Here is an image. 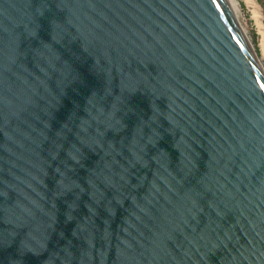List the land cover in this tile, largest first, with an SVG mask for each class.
<instances>
[{
    "label": "water",
    "instance_id": "1",
    "mask_svg": "<svg viewBox=\"0 0 264 264\" xmlns=\"http://www.w3.org/2000/svg\"><path fill=\"white\" fill-rule=\"evenodd\" d=\"M0 264H264V67L226 0H0Z\"/></svg>",
    "mask_w": 264,
    "mask_h": 264
},
{
    "label": "rangeland",
    "instance_id": "2",
    "mask_svg": "<svg viewBox=\"0 0 264 264\" xmlns=\"http://www.w3.org/2000/svg\"><path fill=\"white\" fill-rule=\"evenodd\" d=\"M240 28L249 38L256 55L264 67V52L261 48L264 31V7L259 0H227ZM264 3V0H261Z\"/></svg>",
    "mask_w": 264,
    "mask_h": 264
},
{
    "label": "bare ground",
    "instance_id": "3",
    "mask_svg": "<svg viewBox=\"0 0 264 264\" xmlns=\"http://www.w3.org/2000/svg\"><path fill=\"white\" fill-rule=\"evenodd\" d=\"M226 1H227V0H226ZM227 4H228V6H229L228 1H227ZM229 8H230V10H231V12H232V14H233V11H232V9H231L230 6H229ZM261 48H262V51L264 52V31H262Z\"/></svg>",
    "mask_w": 264,
    "mask_h": 264
},
{
    "label": "trees",
    "instance_id": "4",
    "mask_svg": "<svg viewBox=\"0 0 264 264\" xmlns=\"http://www.w3.org/2000/svg\"><path fill=\"white\" fill-rule=\"evenodd\" d=\"M259 2L261 3L262 7H264V3L261 0H259Z\"/></svg>",
    "mask_w": 264,
    "mask_h": 264
}]
</instances>
